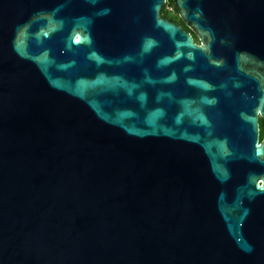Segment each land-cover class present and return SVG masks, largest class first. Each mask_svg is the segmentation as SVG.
Here are the masks:
<instances>
[{
    "label": "water",
    "instance_id": "obj_1",
    "mask_svg": "<svg viewBox=\"0 0 264 264\" xmlns=\"http://www.w3.org/2000/svg\"><path fill=\"white\" fill-rule=\"evenodd\" d=\"M0 0V264H264V0Z\"/></svg>",
    "mask_w": 264,
    "mask_h": 264
},
{
    "label": "flooded vegetation",
    "instance_id": "obj_2",
    "mask_svg": "<svg viewBox=\"0 0 264 264\" xmlns=\"http://www.w3.org/2000/svg\"><path fill=\"white\" fill-rule=\"evenodd\" d=\"M177 16V15H176ZM160 17H162L163 19H166V20H170L169 18H167V17H164V16H162V15H160ZM171 21V20H170ZM173 24H175V25H178V26H180L178 23H176V22H173V21H171ZM181 27V26H180ZM182 28V30L185 32V33H187L189 36H190V38H191V40L194 42V44H198V42H197V40H196V38H195V36L192 34V32L190 31V30H188L186 27L185 28H183V27H181ZM256 124H257V141L258 142H260L261 141V139L263 138V135H264V121L261 119V117L260 116H258V114H257V116H256Z\"/></svg>",
    "mask_w": 264,
    "mask_h": 264
},
{
    "label": "trees",
    "instance_id": "obj_3",
    "mask_svg": "<svg viewBox=\"0 0 264 264\" xmlns=\"http://www.w3.org/2000/svg\"><path fill=\"white\" fill-rule=\"evenodd\" d=\"M160 15L169 18L171 21L176 22L181 27L185 28L176 16V10L173 6L172 0H166L164 6L162 7V10L160 11Z\"/></svg>",
    "mask_w": 264,
    "mask_h": 264
},
{
    "label": "rangeland",
    "instance_id": "obj_4",
    "mask_svg": "<svg viewBox=\"0 0 264 264\" xmlns=\"http://www.w3.org/2000/svg\"><path fill=\"white\" fill-rule=\"evenodd\" d=\"M169 10V9H168Z\"/></svg>",
    "mask_w": 264,
    "mask_h": 264
}]
</instances>
